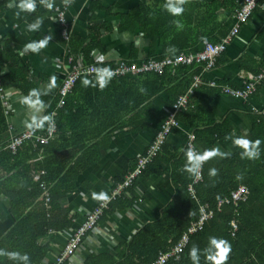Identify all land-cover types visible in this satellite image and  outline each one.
<instances>
[{"label": "crops", "instance_id": "1", "mask_svg": "<svg viewBox=\"0 0 264 264\" xmlns=\"http://www.w3.org/2000/svg\"><path fill=\"white\" fill-rule=\"evenodd\" d=\"M143 2L144 0H74L65 10V17L71 30L70 42L74 51L72 54L85 63V54L89 51L91 62L107 65L128 60L141 61L152 55L155 58L161 56L163 50L158 38L152 43L137 28L135 19L131 22H122L123 16ZM157 2L160 5L164 4L165 0H145L149 7H153L150 5L155 3L154 6L158 7ZM18 3L19 0H8L6 7L0 12V180L15 174L11 185L14 188L20 181H17L19 172H23L30 162L73 149L71 146L68 147L66 142L62 146L59 140L61 138L55 132V138L50 140L47 146L49 151L45 155L38 146L46 144L35 142L31 143V148L34 150L31 155L29 152L26 153L25 149L28 145H25L17 153L20 155L19 158L5 160L3 153L8 150L6 146L14 134L35 125L38 133L44 135L47 125L42 130L41 123L55 98L54 106L49 112V120L50 113L55 111L56 115L52 119L56 128L58 123H63L66 130L65 137L71 136V131L78 133L81 136L77 138L81 148L78 154L83 153L88 155V159L93 160L80 169L78 165H71L75 166L78 172L73 182L71 183L70 179L57 184V191L62 196L56 201L59 206L56 210L59 213L56 224H60L63 220L60 216L62 214L74 217L70 219V227L63 231L52 232L42 240L48 243V253L40 264H52L64 248L67 237L94 208L98 198L109 192L115 182L135 165L137 157L152 144L156 133L172 112L173 104L169 102L166 93H161L152 99L142 115L130 121L129 125L96 134V130L93 131L94 127L105 118L89 112L84 103L87 102L86 90L73 88L65 97L63 105L57 106L58 87L68 71V63L66 45L60 37L58 25L56 21L50 19L54 17L53 10H46L39 0H36L35 12H21L17 17ZM55 4L64 6L62 0H55ZM234 4H237L236 0ZM236 9L238 7H232L228 0H191L180 17H173L164 11V58L178 52L196 53L202 48V41L215 43L225 38L236 23L234 17ZM37 17H43L40 30L27 31V24L34 22ZM175 19L181 21L182 29L175 26L173 23ZM130 23L135 27L126 28ZM92 26L96 27L97 31H90ZM45 35H52V40L39 54L30 52L23 56L18 54L26 43L38 41ZM172 47L175 51H168ZM218 58L219 64L204 72L203 79H214L218 82L229 79L235 85L232 87L240 88L243 82L249 81L257 74L252 75L253 73L261 70L264 62V0H258L248 21L240 26ZM198 88L197 106L211 115L217 124L227 119L235 135L246 138L251 121L254 118H257V121L260 118L264 119V83L248 100L220 94L213 88L206 89L207 87L203 86ZM33 90L37 95H31ZM29 98L32 101L38 99L41 103L34 107L28 102ZM82 103L85 109L80 108ZM76 105L79 107L78 111ZM64 106L66 112L60 114ZM182 111L184 112V109ZM193 111L196 113L195 108ZM192 117L189 115V121ZM127 119L128 116H123L115 121L121 122ZM188 133H192L191 129L184 123L178 122V126L166 137L165 145L168 151L180 155L186 146ZM90 135L94 136L89 137ZM215 147L229 152L222 144L211 146L209 149ZM12 166L15 168L12 169ZM34 167V170H37V166ZM168 171L159 176H150L148 180L140 176L134 187L124 193L123 197L121 196L120 201L115 204L110 203L111 208L106 215L97 226L84 235L77 250L65 264H83L91 255L101 256L103 263H110L113 260L115 264L121 261L115 252L118 239L129 242L142 226L155 221L164 206L173 198L174 187L171 172ZM195 177L196 175L192 176L187 186L195 181ZM201 180L202 170L201 179L195 183V186ZM71 185L73 187H70ZM125 200H132V205L124 208ZM208 206L210 207L209 204ZM14 222V218L9 214V196L0 193V238L14 225Z\"/></svg>", "mask_w": 264, "mask_h": 264}, {"label": "trees", "instance_id": "2", "mask_svg": "<svg viewBox=\"0 0 264 264\" xmlns=\"http://www.w3.org/2000/svg\"><path fill=\"white\" fill-rule=\"evenodd\" d=\"M228 1H230L232 7H240L239 0H236L237 4H234V0ZM7 3L8 0H0V12L6 7ZM157 4L158 7L154 5H150L153 7H149L144 0L137 8L123 16L122 22H131L135 19L137 20V28L152 43L155 38H158L163 53L159 57L155 58L152 55L149 58L163 59L165 10L162 7L163 4L159 5L158 2ZM55 6L57 5L55 4ZM134 27L132 23L126 26V28L130 29ZM92 30L97 31V28L92 26L90 31ZM94 40L96 41V37ZM69 48L71 53H74L71 42ZM175 55L177 54L169 57ZM84 61L85 63H92L89 51L86 52ZM217 64H219V58L215 65ZM202 69V64H193L190 66L181 65L173 72L168 69L162 74L126 75L110 79L108 85L103 90L98 87L97 82L99 78L91 79L83 76L75 83L74 90L79 88L86 90L87 102L85 101L84 103H86L89 112L98 117L105 118V120L99 122L94 127L93 131L96 130V134H99L107 129L113 131L114 129H121L129 125L130 121L139 118L150 101L161 93H166L169 102L174 104L180 95L187 92L193 76L199 74ZM259 71L260 69L252 75ZM85 79L91 82L87 87L82 83ZM221 82L229 86H235L229 79H224ZM93 84H97V86L94 87L92 86ZM141 88L145 91L142 92ZM198 89L193 90L192 96L189 95L184 112H178L176 119L191 129V134L194 136L193 144L197 151L202 153L211 146L222 144L231 155L222 160L213 158L203 164L202 180L195 186L197 198L202 202L208 203L210 207L215 208L216 202L219 199L227 196L230 191L240 184L247 186L249 194L246 201L240 203L235 210L231 206H226L221 212L216 213L210 221L205 223L201 231L190 237L180 259L178 261H169L167 264H192L189 258V251L194 245L201 250L200 264H208L203 255V250L209 246L210 238L213 237L226 240L231 245V252L226 264H264V119L258 118L259 120L257 121V118H254L251 121V126L246 137L253 141L256 139L261 140L259 159L249 160L241 158L240 153L242 150L233 144V139L241 136L232 133L227 119L217 124L211 115L197 106ZM55 101L56 98L52 101L51 106H49L45 117L49 118V112L54 106ZM65 108L66 106L60 110V114H65ZM75 108L78 111L79 107L77 105ZM80 108L85 109V105L82 103ZM193 108H195L196 113H194ZM189 115L193 116L191 121H189ZM123 116H128L129 119L125 121L121 120V122L115 121L118 117ZM44 118L41 123L42 130L49 120H45ZM56 132L58 137L61 138L59 140L62 146L66 142L68 147L71 146L73 148L72 150L62 154H51L46 158L43 157L33 161V163L30 162L23 172H19L17 181H20L14 188L11 185L15 174L7 179L0 180V193H3L7 197L9 196V214L15 220L14 225L0 238V249L19 251L22 254L27 253L31 264H40L48 253V243H44L42 240L52 232L63 231L70 227V219L74 217L73 215L69 217L68 214H62L60 216H62L63 220L60 224H56L59 218V213L56 211L59 206L56 201L58 197L62 196L57 191V184L67 182L70 179V182H73L78 172L75 166L71 165H78V169H80L85 164H90L93 161L88 159V155H84L83 153L78 154L81 150L78 144L79 140H77L81 136L78 133L71 131L72 135L65 137L66 130L63 123L57 124ZM230 134L232 138L226 139ZM91 136L94 135H90L89 137ZM50 140L46 145L38 146L43 155L49 151L47 146L52 141ZM31 143H35V140L25 141L17 149L16 154L5 150L6 152L3 153L5 160L10 161L19 158L20 155L17 153L25 145H28V148L26 146L27 149H25L26 153L29 152L31 155L34 153ZM187 148L186 145L180 155L174 154L168 151L164 142L160 152L139 172L137 179L141 176L144 180H148L150 176H159L169 170L168 172H171L174 195L161 210L158 218L142 226L129 242L118 239L115 252L121 258V261L115 264H150L159 251L170 249L179 240L190 223L196 220L198 216L197 204L186 191L187 184L193 176L186 172L183 167L186 162L184 150ZM34 165L37 166V170H43L45 174L37 177V173H35L37 170H34ZM14 168L15 166H12V169ZM211 168L218 170L217 176L210 177L209 170ZM127 172L118 181H121ZM33 174H35V180H33ZM137 179L126 189V192L134 187ZM41 182L47 185L49 194L48 203H45L42 197V190L39 186ZM18 184L19 186L17 187ZM70 187L73 186L71 185ZM123 195L124 193L121 194L122 197ZM121 196L117 200L112 201L111 204L120 201ZM111 204L109 208H111ZM123 204L124 208L130 207L132 200H125ZM108 210L104 215H106ZM232 219L237 221V230L234 236H231L228 227V223ZM111 263L114 264L113 260L110 263H103L101 256L91 255L83 264ZM0 264H16V262L8 260L6 257H0Z\"/></svg>", "mask_w": 264, "mask_h": 264}, {"label": "built area", "instance_id": "3", "mask_svg": "<svg viewBox=\"0 0 264 264\" xmlns=\"http://www.w3.org/2000/svg\"><path fill=\"white\" fill-rule=\"evenodd\" d=\"M258 0H240V7L235 10L234 17L236 20L235 25L231 28L230 32L220 41L212 43L208 40L202 41V48L196 53H178L172 57H166L163 59H145L141 61H121L114 65H107L102 63H83V61L75 57L69 48L71 40V30L69 23L65 17L66 6H55L53 14L55 21L59 28V34L62 41L66 45V60L68 63V71L62 79L60 86L58 87V102L57 106L60 107L64 103L65 97L72 92L75 83L83 76L97 79L103 76L104 70H110L112 75L110 79L123 77L126 75H142L148 73L162 74L166 70L173 72L177 67L181 65H193L202 64L203 69L197 75H194L189 89L183 95H180L175 103L172 105V112L168 115L167 119L161 125L160 129L156 133L152 144L146 148V150L137 157L136 163L133 169L129 170L121 181H118L110 189L109 192L103 194L106 199L98 198V201L94 208L86 214L85 220L77 227L73 234L68 239L66 245L62 251L56 256L55 261L52 264H65L66 261L75 253L81 239L84 235L97 226L101 217L109 209V204L112 201L117 200L122 193H126V189L132 184V182L138 178L139 172L145 167V165L156 156L161 146L166 140L167 135L178 126V120L176 114L183 109L187 104L189 95L193 93V90L198 87L213 88L220 92V94L238 98L241 100H248L257 88L264 83V64L256 75H254L249 81L243 82L242 87L235 88L224 84L222 82L215 81L214 79H203V73L211 70L216 63L217 58L225 51L228 43L236 35L240 26L246 23L251 16L253 10L257 5ZM1 77V72H0ZM1 82V78H0ZM5 104V103H4ZM56 115L55 111L50 113V120L47 124L44 135L38 133L37 127L31 126V128L20 131L13 135L12 139L6 146L11 153H15L19 147L25 141L34 139L36 143L47 144L48 141L54 137L56 132V125L53 121V117ZM194 136L191 133L186 135L187 147H194ZM195 148V147H194ZM197 151V150H196ZM198 152V151H197ZM43 170L37 172V177L44 175ZM201 179V172L196 175L195 181L189 184L186 191L190 195L191 199L197 204L198 216L196 220L190 223L187 229L182 233L179 240L168 250L159 251L156 254L155 259L150 264H167L169 261H178L184 251L185 246L189 242L190 237L201 231L206 222L210 221L216 213H219L226 206H231L234 210L240 203L246 201L249 190L246 186L240 185L230 192V194L219 201H217L215 208H210L208 204L201 203L196 196L195 183ZM42 190V197L45 203L49 201V194L47 191V185L44 182L40 183ZM229 232L231 236H234L237 230V221L232 219L228 223Z\"/></svg>", "mask_w": 264, "mask_h": 264}, {"label": "clouds", "instance_id": "4", "mask_svg": "<svg viewBox=\"0 0 264 264\" xmlns=\"http://www.w3.org/2000/svg\"><path fill=\"white\" fill-rule=\"evenodd\" d=\"M40 4L44 6V8L48 11H52L55 8V0H39ZM74 0H62V3L66 7H70ZM191 0H165L163 4V9L173 17H180L183 15L185 11V6L190 4ZM19 9L16 13L17 17H19L21 12L32 13L36 11L37 3L36 0H19L17 5ZM53 21H55V17H50ZM173 23L178 29L183 28V24L180 20L175 19ZM43 24V17H37L34 22L27 24V31L29 32H37L40 30ZM204 39V37H201ZM52 40V35H45L42 39L38 41H30L26 43L21 51L18 53L23 56L25 53H33L39 54L41 50L45 49L49 42ZM168 51H175L174 47L170 48ZM104 75L98 80V87L103 90L109 83L111 78V71L104 70ZM54 83V80H53ZM85 87L89 86L91 82L87 79L82 82ZM97 84H93L92 86H97ZM141 91H145L141 88ZM31 95H37L36 91L33 90ZM29 103H31L34 107L39 105L41 102L37 99L32 101L29 98ZM45 120L49 119L48 117L44 118ZM231 134L226 137V139H230ZM233 144L235 147L240 148L242 151L240 153L241 158H247L249 160H256L260 157V144L261 140L256 139L255 141L247 139L245 137H236L233 139ZM185 151L186 162L184 164V170L191 175H199L202 166L204 163L212 160L213 158H227L231 155L230 152L221 151L218 147L208 149L201 152H197L194 147H189ZM210 177H215L218 175V170L216 168H211L209 170ZM101 198L106 199V196H102ZM231 252V245L228 241L223 239L210 238L209 246L203 250V255L206 258V262L208 264H226L229 254ZM0 257H6L8 260L16 262V264H31L30 257L27 253H20L19 251H6L4 249H0ZM201 250L197 246H193L189 251V258L192 261V264H200Z\"/></svg>", "mask_w": 264, "mask_h": 264}, {"label": "bare ground", "instance_id": "5", "mask_svg": "<svg viewBox=\"0 0 264 264\" xmlns=\"http://www.w3.org/2000/svg\"><path fill=\"white\" fill-rule=\"evenodd\" d=\"M195 149H196V148H195ZM196 150H197V149H196ZM72 234H73V233H72ZM72 234H71V235H72ZM71 235H69V236L67 237L66 243H67V241H68V239L70 238Z\"/></svg>", "mask_w": 264, "mask_h": 264}]
</instances>
